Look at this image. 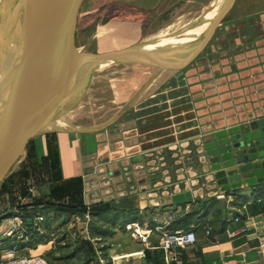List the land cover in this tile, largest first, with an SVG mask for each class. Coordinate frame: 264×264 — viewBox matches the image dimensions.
Returning a JSON list of instances; mask_svg holds the SVG:
<instances>
[{
    "label": "crops",
    "instance_id": "obj_1",
    "mask_svg": "<svg viewBox=\"0 0 264 264\" xmlns=\"http://www.w3.org/2000/svg\"><path fill=\"white\" fill-rule=\"evenodd\" d=\"M134 1L136 9L139 2L152 6L156 1L163 3ZM133 9L129 6L128 17L141 18ZM120 12L126 16L127 11L119 8ZM81 13L76 24L82 21L81 29H85L88 18L85 22ZM221 26L224 38L218 31L194 65L175 77L157 79L156 93L140 94L134 103L116 107L111 123L97 126L99 120L95 119L88 121L90 126H82L76 116L70 118L72 121L62 118V126L54 122L29 142L15 166L17 170L9 174L7 194L12 204L36 201L63 208L64 214L48 219L52 229L77 217L86 221L90 230H79L84 245L77 248H61L56 238H41L33 255L45 256L50 264H264V250H260L264 186L218 193L203 180L198 163L201 155L197 153L200 146L194 145L214 131L235 126L238 123L232 125L230 121L237 117L264 118V0H234ZM92 42L78 49L92 53L88 52ZM110 53L116 52L92 54ZM175 146L179 148L173 149ZM135 166L142 167L138 173L143 172L144 185L137 183L140 179ZM127 168L132 175L129 184ZM103 176L106 179L101 181ZM154 176L157 181L152 180ZM118 178L123 181L113 184ZM106 182L109 185L103 187ZM121 185L120 192L117 189ZM175 189L182 194L189 190L198 199L166 207L148 205V195L161 198L167 191L174 196ZM214 192L219 195L209 199ZM91 209L95 213L89 224L86 216ZM161 214L165 219L169 215L176 219L169 231L196 227L195 245L172 252L176 260L169 263L160 248L162 236L156 230L164 220ZM236 217L239 222L233 221ZM156 218L161 220L155 223ZM128 224H139L143 231L153 233L143 242L127 231ZM243 226L246 233L233 238L228 235ZM95 242L103 251L88 257L86 246Z\"/></svg>",
    "mask_w": 264,
    "mask_h": 264
},
{
    "label": "water",
    "instance_id": "obj_2",
    "mask_svg": "<svg viewBox=\"0 0 264 264\" xmlns=\"http://www.w3.org/2000/svg\"><path fill=\"white\" fill-rule=\"evenodd\" d=\"M84 1L22 0L13 11L15 14L8 20L4 19L7 25L0 48V184L23 156L29 142L74 108L75 98L78 101L79 97H83L84 93L75 95L76 90L84 79V73L92 70L93 60L144 64L155 68L169 67L168 64L175 58L185 56L187 50L198 57L213 40L234 2L226 1L203 40L181 48L163 60L140 51L110 54L78 52L74 36ZM1 24L4 25L3 21ZM230 123L238 124L214 131L194 143L200 146L197 153L201 155L198 163L205 175L203 180L222 194L241 191L244 187L264 186V118L248 120L243 115L232 119ZM178 148L175 146L173 149ZM169 149L172 151V148ZM122 165L126 166L127 163ZM141 168H134L136 177L140 179L138 185L146 182L141 179L143 172L138 173ZM125 172L126 183L129 184L132 175L128 168ZM118 175L119 172L114 174ZM104 179L105 176L100 180ZM152 180L158 179L154 176ZM114 181L113 184H118L123 178ZM102 185L107 187L109 183ZM123 187L121 185L117 190L121 192ZM173 195L170 196L167 191L162 192L161 198L156 197L157 194H150L147 196L148 205L151 208L166 207L198 199L189 190L185 194L176 191ZM218 195L214 192L208 198ZM145 197L143 195L141 198Z\"/></svg>",
    "mask_w": 264,
    "mask_h": 264
},
{
    "label": "rangeland",
    "instance_id": "obj_3",
    "mask_svg": "<svg viewBox=\"0 0 264 264\" xmlns=\"http://www.w3.org/2000/svg\"><path fill=\"white\" fill-rule=\"evenodd\" d=\"M162 1L163 3L156 1L153 3V6L152 4L139 2L137 3L136 9L134 8V0H85L80 8L79 14L82 12V18H85V22L88 18V21L85 24V29H81L83 26L82 21L77 22L74 36L75 47H84L93 41L90 44L88 52L143 51L163 60L171 57L176 52H179L178 50H180V48L172 49L169 47H162L155 50H143L141 47L146 41H152L154 39V35H156L159 31L168 28L171 25L173 27L170 30V34L175 32L177 29H182L185 26L187 27V24L189 25L193 23L199 17L204 15V10L211 5L213 0ZM20 2H22V0H1L0 2V9L5 10L6 8V13L3 15L0 14V48L2 46L1 44L4 42V30L7 25L4 24V19L7 18L8 20V18L12 16L13 11L17 9L16 7L20 4ZM129 6L132 9H136L138 11V16L141 18L128 17L127 14L129 12ZM119 8L123 11H127L126 16H123L121 12L119 13ZM146 11L149 13L146 14ZM118 15H121L120 19H116ZM1 21H3V26ZM8 22L9 24L11 23L10 21ZM220 28H222V26H220ZM220 28L217 32L220 31L222 33L220 36L223 37V28ZM94 36H98L99 38L94 41ZM11 37L12 34L10 38ZM159 39L161 38H158V40ZM198 42L200 41L190 44L189 47L194 44L196 45ZM208 47L209 45L207 48ZM77 50L80 53H85L87 51V49ZM189 51L190 50H187L185 56L175 58V60L168 64L169 67L154 68L144 64H130L127 62L110 61L105 66L94 70V62L92 61V70L84 73V79L76 90L75 95L78 96L84 93L83 97H79L78 101L75 98V107L64 114L61 118L66 119L68 116L72 117L73 115H78L77 118H80L82 121V126H90L91 122L88 121L95 119L99 120L97 126H102L106 123V121L108 122L113 119L114 109L116 107L117 109L120 107L123 108L125 105L129 104L130 101L134 103L138 100L135 97H139L140 94L145 96L149 93L155 92L158 81L157 79L160 80V78L175 77L184 70L188 69L190 66L194 65L196 62L195 60L198 57H194V55L191 54L192 51ZM0 66V73L2 74L1 60ZM104 118H106L105 122L103 121ZM111 122L112 121H110V123ZM60 126H62L61 123ZM14 170H17L16 167H14L11 172ZM8 178L9 175L0 184V222L2 219L6 218L1 223V230H5L10 225L11 219H8V217L11 216L12 211L18 210L21 212V207L28 206L31 208L33 206V202L26 205L19 204L18 206H16V204H12L13 202L7 194ZM9 203H11L13 207L10 206L6 209V206L9 205ZM44 217L45 220H47L46 216ZM52 217H56L53 212H51V215H48V219L50 220ZM86 219L88 220V223L91 224L92 217L90 214L86 216ZM43 224L46 226L45 222H43ZM63 226L66 227L64 229L65 231L63 230ZM50 227L51 233L49 239L51 238L54 240V238H56V241L59 240V242L63 245L61 248H67L68 246L77 248L79 245L83 246L84 244L81 243L82 238L79 235V230L80 232H86V230L87 232L90 231L89 226H87V222L81 221V219H78L77 217L73 221H65L62 226H55L53 229L52 226ZM90 245L93 248L94 256H97L98 251H103L102 249L98 250L100 244L97 242H95V245H92V243H90ZM22 253L25 254L26 252ZM91 258L93 257L91 256ZM91 260L92 259H90V262ZM74 262H76V259Z\"/></svg>",
    "mask_w": 264,
    "mask_h": 264
},
{
    "label": "built area",
    "instance_id": "obj_4",
    "mask_svg": "<svg viewBox=\"0 0 264 264\" xmlns=\"http://www.w3.org/2000/svg\"><path fill=\"white\" fill-rule=\"evenodd\" d=\"M164 218L163 222L158 223ZM160 218L154 219L155 223H158L157 231L161 234L160 248L165 253L167 263L176 260L172 257V252L177 249H186L194 246L196 243V227H191L188 230H175L169 231V227L175 222V217L169 215L166 219L164 214L160 215ZM6 219V218H5ZM0 222V264H50L49 260L45 256L33 255V248L29 246L30 240L33 236H41L45 233V217L41 214H33L30 210L29 214L23 211H12L11 223L5 230H1ZM234 222H239L240 218L233 219ZM41 223V225H40ZM127 231L133 233L135 238L141 239L143 242H147V239L153 233L152 230L143 228L139 224L126 225ZM247 232L245 226L236 231L228 232L230 237H235L239 234ZM210 234V230L206 232ZM260 250H264V238L261 239ZM22 252H26L23 254Z\"/></svg>",
    "mask_w": 264,
    "mask_h": 264
},
{
    "label": "bare ground",
    "instance_id": "obj_5",
    "mask_svg": "<svg viewBox=\"0 0 264 264\" xmlns=\"http://www.w3.org/2000/svg\"><path fill=\"white\" fill-rule=\"evenodd\" d=\"M226 1L227 0H213L211 5L209 7H207V9H205L206 11L204 10V15L199 17L196 21H194L193 23H191L189 25L187 24V27L185 26L182 29H177L175 32L170 34V30L173 27L171 25L168 28H165V29L159 31L156 35H154V39L152 41H146L142 45L141 48L143 50H155V49L162 48V47H169L172 49H178V48L181 49V48H185V47L189 46L190 44H193L194 42L203 40L207 36V34L209 33V30H210L213 22L215 21L217 14L220 12L221 8L226 4ZM0 2H1V0H0ZM4 13H5L4 10L0 9V14L3 15ZM151 34H153V33H151ZM158 38H161V39L158 40ZM141 52H143V51H141ZM93 62H94L93 69L95 70V69H99V68L105 66L110 61L109 60H104V61L103 60L102 61L93 60ZM0 68H1V66H0ZM0 76H1V73H0ZM73 116H72V118H73ZM70 118L71 117H69V119ZM61 119L62 118L58 119L55 122L60 124ZM69 119H67V120H69ZM70 120L72 121V119H70ZM52 124L49 125L46 129L53 127Z\"/></svg>",
    "mask_w": 264,
    "mask_h": 264
},
{
    "label": "trees",
    "instance_id": "obj_6",
    "mask_svg": "<svg viewBox=\"0 0 264 264\" xmlns=\"http://www.w3.org/2000/svg\"><path fill=\"white\" fill-rule=\"evenodd\" d=\"M32 205L33 206L31 208H29L28 206H25V207H21L22 209L21 208L20 209L23 212H25L26 214H29L30 213V210H32V213L33 214H41L43 216H46L48 213H51V212L55 213V215H59V214H64L65 213L64 212L65 209H63V208L62 209H56L53 205L46 204V203H39V202L34 201ZM94 209H91V211L89 212L90 215H91V217L95 213L94 212ZM3 211H4V209H3ZM47 216H46V218H47ZM47 221H49L48 218H47V220H45V225L46 226H45V233H44V235H41V236H37L36 235V236H33L31 238L30 243H29V246L31 248L35 249L36 246H37V243L39 242V240L41 238H45V239H48L49 238L50 233H51V227H50L51 225L50 224L48 225ZM225 224H226V222L224 221V226H225ZM103 235H105V233ZM82 248H85V247H82ZM86 248H87V251H88L87 256L88 257L94 256L92 246L89 244V245L86 246Z\"/></svg>",
    "mask_w": 264,
    "mask_h": 264
}]
</instances>
